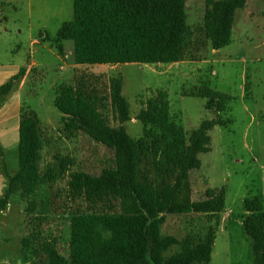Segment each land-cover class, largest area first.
Listing matches in <instances>:
<instances>
[{
  "label": "trees",
  "instance_id": "1",
  "mask_svg": "<svg viewBox=\"0 0 264 264\" xmlns=\"http://www.w3.org/2000/svg\"><path fill=\"white\" fill-rule=\"evenodd\" d=\"M246 2L205 0L203 29L213 49L230 43L236 12ZM185 3L73 0V20L64 22L58 34L74 42L77 64L173 63L185 54L189 33ZM26 74L25 67L0 64V156L9 177L0 197V218L16 193L26 202L28 213L41 206L43 211L63 214L65 198L85 202L70 216L67 255L60 252L55 237L38 239L31 251L37 264H209L225 212V188L209 189L204 198L193 201H180L178 191L190 170L201 167L198 154L210 151L212 127L231 122L219 115L227 109L230 96L208 86L191 90L190 95L204 97L206 108L217 115L185 134L172 125L167 92L157 90L136 116L143 123V135L136 139L124 125L130 120V108L123 79L85 73L73 85L57 89L55 105L63 114L66 137L82 134L110 153L97 157L92 171L68 173L74 161L68 155H56L57 163L43 170L38 166L43 131L35 116L22 111L14 90V82ZM161 143L175 180L158 187L141 180L140 173L141 160ZM244 207L242 223L252 240L254 264H264V212L256 199L246 198ZM189 213L206 216L205 233L181 238L162 233L168 214ZM33 238H21L24 257Z\"/></svg>",
  "mask_w": 264,
  "mask_h": 264
},
{
  "label": "rangeland",
  "instance_id": "2",
  "mask_svg": "<svg viewBox=\"0 0 264 264\" xmlns=\"http://www.w3.org/2000/svg\"><path fill=\"white\" fill-rule=\"evenodd\" d=\"M185 11L189 33L182 60L85 65L74 61V42L58 34L64 22L73 20V0H0V64L27 69L14 82V90L22 111L35 116L42 128L41 170L56 164V155H68L74 159L68 173L92 171L97 157L110 153L82 134L66 137L63 114L55 105L57 89L73 85L85 73L123 79L130 108V120L124 125L136 139L143 135V123L136 116L157 90L167 92L172 125L185 134L217 115L206 108L204 97L190 95L191 90L208 86L229 95L228 107L219 115L231 122L212 127L211 149L198 154L201 167L190 170L178 199L193 201L204 198L209 189L225 188V209L235 206L229 211L234 219L220 220L209 264H254L252 240L242 220L247 214L246 198L256 199L264 212V0H247L236 12L230 43L219 49L212 48L203 29L205 0H186ZM164 155L161 143L141 160V180L158 187L174 182L175 173L167 168ZM3 164L0 156V197L9 180ZM64 203L63 214L43 211L41 206L28 213L20 195H11L0 219V264H37L38 257L31 251L38 239L55 237L60 252L67 255L70 216L83 209L85 202L65 198ZM208 225L204 214H168L162 233L181 238L205 233ZM26 235L34 238L24 257L21 238Z\"/></svg>",
  "mask_w": 264,
  "mask_h": 264
},
{
  "label": "crops",
  "instance_id": "3",
  "mask_svg": "<svg viewBox=\"0 0 264 264\" xmlns=\"http://www.w3.org/2000/svg\"><path fill=\"white\" fill-rule=\"evenodd\" d=\"M15 91H16V90H15ZM17 93H18V91H17ZM18 98H19V96H18ZM12 173H13V172H12ZM234 209H235V206L232 205V206L229 208V211H230V212H233ZM226 211H227V209H225V212L222 214L221 221H224V222H226V221H232V220L234 219V218H233V215H231L229 211H227V213H226ZM1 214H2V213H1ZM0 219H1V218H0ZM242 224H243V223H242Z\"/></svg>",
  "mask_w": 264,
  "mask_h": 264
}]
</instances>
